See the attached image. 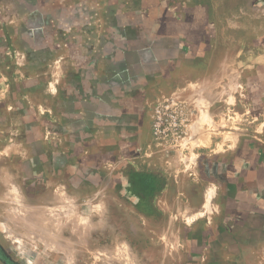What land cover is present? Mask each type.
Instances as JSON below:
<instances>
[{
  "label": "rangeland",
  "instance_id": "obj_1",
  "mask_svg": "<svg viewBox=\"0 0 264 264\" xmlns=\"http://www.w3.org/2000/svg\"><path fill=\"white\" fill-rule=\"evenodd\" d=\"M0 264H264V0H0Z\"/></svg>",
  "mask_w": 264,
  "mask_h": 264
},
{
  "label": "bare ground",
  "instance_id": "obj_2",
  "mask_svg": "<svg viewBox=\"0 0 264 264\" xmlns=\"http://www.w3.org/2000/svg\"><path fill=\"white\" fill-rule=\"evenodd\" d=\"M214 193L213 192H209L207 197H206V200H205V208L206 209H209L210 208V202H211V199L213 197ZM211 209V208H210ZM203 213H200L199 216H202Z\"/></svg>",
  "mask_w": 264,
  "mask_h": 264
}]
</instances>
